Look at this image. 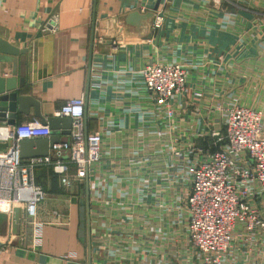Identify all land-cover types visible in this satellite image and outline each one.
Masks as SVG:
<instances>
[{"label": "crops", "instance_id": "crops-1", "mask_svg": "<svg viewBox=\"0 0 264 264\" xmlns=\"http://www.w3.org/2000/svg\"><path fill=\"white\" fill-rule=\"evenodd\" d=\"M136 11L164 16L163 27L152 29L154 17L144 37L111 32V22ZM54 15L57 29L45 31ZM0 38L26 50L19 96L39 102L45 119L68 101L85 99V134L104 135L106 174L78 180L74 169H36L45 192L37 214L41 245L33 244L23 211L16 233L12 216L0 215V264H100L88 237L98 190L141 213L133 214L141 220V264H190L179 235L189 166L200 150H217L210 135L219 128L220 107L236 101L264 111V0H0ZM147 62H179L189 72L175 120L161 119L144 93L140 72ZM6 73L11 77L3 64ZM35 120L31 107L28 115L17 114L15 126ZM260 206L264 214V201ZM122 219L123 225L131 220ZM258 234L233 240L234 264H264V233Z\"/></svg>", "mask_w": 264, "mask_h": 264}, {"label": "built area", "instance_id": "built-area-1", "mask_svg": "<svg viewBox=\"0 0 264 264\" xmlns=\"http://www.w3.org/2000/svg\"><path fill=\"white\" fill-rule=\"evenodd\" d=\"M57 23L58 16L54 15L44 30L55 31ZM163 25L164 16L157 15L152 29L157 31ZM188 73L179 62H147L142 66L144 93L153 109L161 113V119L171 121L177 117V98L187 87ZM85 108V99L81 97L65 103L56 114L72 120L67 161L62 160L67 148L63 144L55 145L47 157L21 158V141L51 137L49 126L39 120L12 128L0 125V143H12L7 152L0 153V214L11 217L14 206L18 205L23 211L22 221L31 226L32 241L37 247L43 233V223L37 220L38 206L45 200V192L35 181V170L50 167L57 174H66L74 169L78 180L91 173L100 177L105 172L104 135L85 134ZM218 110L219 128L211 134L217 150H200L189 166L182 213L185 226L179 235L184 237L190 264H234L230 260L233 240L264 233L260 206L264 201V111L236 101ZM103 180L97 182V188L103 187ZM106 194L98 190L92 200L96 211L91 212V238L97 245L95 254L98 257L102 252L105 254L103 259L96 260H101L100 264L109 260L110 264H140V260L133 262L131 253L141 247V220L133 217L141 213L128 203L121 205L113 197L107 198ZM124 217L131 219L125 225Z\"/></svg>", "mask_w": 264, "mask_h": 264}, {"label": "water", "instance_id": "water-1", "mask_svg": "<svg viewBox=\"0 0 264 264\" xmlns=\"http://www.w3.org/2000/svg\"><path fill=\"white\" fill-rule=\"evenodd\" d=\"M159 1L155 6L154 11L158 10ZM154 11L146 13L132 12L122 16L119 20H114L111 25L114 29L111 30L121 34L122 30L129 29L135 31L136 34L144 37L147 33L148 26L155 17ZM128 31V30H127ZM111 43L113 36L110 38ZM26 50H19L10 43L0 38V123L7 122L10 126L16 125L17 114H29V109L34 108V114L43 125L49 126L51 129V137L49 139H36V140H23L19 144L20 156L24 160L34 158H44L50 155V151L55 145L69 142V136L72 132V120L70 118L51 117L45 119L40 111V104L35 99L29 96H19V89L25 86V68H26ZM8 66L10 68L11 77H6L8 73L3 76L1 74V65ZM20 69L19 83L16 78V74ZM18 86L20 88L18 89ZM11 142L0 143V153H5L11 147ZM5 216L3 214H0ZM21 221V212L18 205L13 208L12 215V228L16 233L17 226ZM90 229L88 230V237L90 240ZM2 247L0 243V248Z\"/></svg>", "mask_w": 264, "mask_h": 264}, {"label": "rangeland", "instance_id": "rangeland-1", "mask_svg": "<svg viewBox=\"0 0 264 264\" xmlns=\"http://www.w3.org/2000/svg\"><path fill=\"white\" fill-rule=\"evenodd\" d=\"M217 130H218V129H217ZM210 137L213 138L212 135H210ZM137 235H138V234H137ZM138 236L140 237V235H138ZM140 240H141V239H140ZM137 249H138V250H137ZM132 250H133V249H132ZM140 250H141V247H138V248L136 247V248H135V251L131 253V258L133 259V262H134V263L136 262L135 260H136L137 258H140V262H141V251H140ZM98 258L100 259L101 256H99ZM101 259H102V258H101ZM128 264H130V263H128ZM140 264H141V263H140Z\"/></svg>", "mask_w": 264, "mask_h": 264}]
</instances>
